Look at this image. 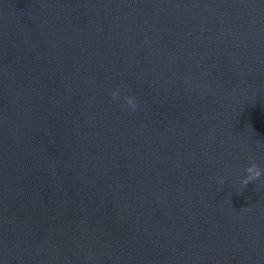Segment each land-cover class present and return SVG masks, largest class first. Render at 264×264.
Wrapping results in <instances>:
<instances>
[{
  "label": "water",
  "instance_id": "95a60500",
  "mask_svg": "<svg viewBox=\"0 0 264 264\" xmlns=\"http://www.w3.org/2000/svg\"><path fill=\"white\" fill-rule=\"evenodd\" d=\"M252 164L264 0H0V264H264Z\"/></svg>",
  "mask_w": 264,
  "mask_h": 264
},
{
  "label": "clouds",
  "instance_id": "9594fccd",
  "mask_svg": "<svg viewBox=\"0 0 264 264\" xmlns=\"http://www.w3.org/2000/svg\"><path fill=\"white\" fill-rule=\"evenodd\" d=\"M113 99L119 98V90L112 93ZM126 103L131 107L133 111L136 110V102L133 97H124ZM245 171L248 173V175L241 181L242 186H247L250 182L255 181L261 177L262 170L256 165L252 164L249 167L245 169ZM223 183V181H221Z\"/></svg>",
  "mask_w": 264,
  "mask_h": 264
}]
</instances>
